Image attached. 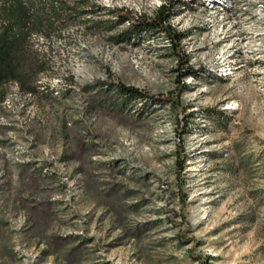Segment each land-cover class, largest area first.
I'll return each instance as SVG.
<instances>
[{"label": "rangeland", "instance_id": "obj_1", "mask_svg": "<svg viewBox=\"0 0 264 264\" xmlns=\"http://www.w3.org/2000/svg\"><path fill=\"white\" fill-rule=\"evenodd\" d=\"M90 1L110 21L33 33L38 90L3 85L0 264H264V0L177 2L181 65L164 32L111 38L110 9L164 0ZM188 64L179 105L103 99L111 76L174 98Z\"/></svg>", "mask_w": 264, "mask_h": 264}, {"label": "trees", "instance_id": "obj_2", "mask_svg": "<svg viewBox=\"0 0 264 264\" xmlns=\"http://www.w3.org/2000/svg\"><path fill=\"white\" fill-rule=\"evenodd\" d=\"M180 0H164L155 10L153 15L134 14L132 11L117 7L110 9L115 18L109 27L121 23H128L123 30L112 34L111 38L120 42L130 41L143 32H164L179 55L178 62L184 64L189 58L182 51V40L188 35V31L178 30L171 22L175 13L176 3ZM102 8L101 4L90 0H0V95H6L3 85L16 81L20 88L27 93L38 90V76L48 68V61L34 49L31 43L33 33H49L59 26L67 24L70 20H83L88 28H102L104 23L110 20L95 19L93 13ZM90 17L87 18L88 14ZM198 72L193 66L179 67L180 84L171 95H154L139 86L128 84L122 80L114 79L100 80L102 84L103 99L112 108L117 110L131 109L134 102L142 101L143 104L152 100L154 104H167L180 102L182 91L187 87L183 76L195 75ZM186 128L183 129V131ZM184 158L182 153L177 156L180 170L183 169ZM182 191V200L185 206L187 194ZM189 239L186 238V241Z\"/></svg>", "mask_w": 264, "mask_h": 264}]
</instances>
